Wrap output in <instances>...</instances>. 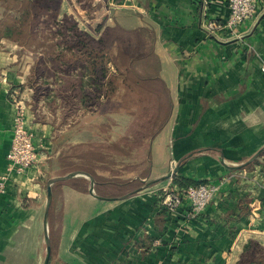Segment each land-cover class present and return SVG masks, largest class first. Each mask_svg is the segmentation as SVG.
Listing matches in <instances>:
<instances>
[{"label": "crops", "instance_id": "crops-1", "mask_svg": "<svg viewBox=\"0 0 264 264\" xmlns=\"http://www.w3.org/2000/svg\"><path fill=\"white\" fill-rule=\"evenodd\" d=\"M257 1V17L215 36L205 22L225 20L227 0H95L103 4L102 13L96 11L105 21L99 34L118 26L134 39L137 70L157 84L126 91L119 109L78 105L55 114V123L23 107L39 164L9 174L0 193V264H43L47 182L76 170L90 173L95 194L104 198L90 192L85 174L53 184L49 264H236L249 240L264 246V0ZM81 5L60 0V17L81 15ZM97 16L87 14L86 21ZM5 38L0 176H8L19 114L13 91L32 68H20L21 48ZM179 163L170 181L180 176L222 184L198 216L186 201L166 212L148 190L100 194L99 188L127 186L138 177L153 189Z\"/></svg>", "mask_w": 264, "mask_h": 264}, {"label": "trees", "instance_id": "trees-1", "mask_svg": "<svg viewBox=\"0 0 264 264\" xmlns=\"http://www.w3.org/2000/svg\"><path fill=\"white\" fill-rule=\"evenodd\" d=\"M82 1L87 7L91 6L93 2V0ZM42 10H44V13H48V10H50L49 15L55 17V23L58 24L60 28V30L56 32L58 37L64 39L65 32L63 28L71 26L72 31L70 32H72L73 35L72 39L75 40L76 38V41L72 43L71 47L69 46L66 49L61 41V46L59 48L57 47L56 50L52 49L53 52L55 51L53 54L48 49L49 47H45V51H48L51 55L50 59L55 68V70H50L56 76L55 80L57 81V87L59 89L58 94L65 99H68L69 95H71L72 98L76 97L73 108H77L78 105H94L96 107L97 87L102 89V92L98 93V97L100 96L101 99L110 98L111 93L119 86L118 76L122 77L123 81H126V77H131V82L133 83L131 86H134L133 88L144 83L155 84L156 82L154 80H158L152 76L145 77L137 70L135 63L136 53H134L136 43L134 39L123 37L124 32L121 28L118 26L106 27L103 29L102 34L98 38H95L89 32L80 30L73 16L65 14L60 19L58 18L60 0H0V36L10 38V35H12L17 38L18 36L16 33H19L22 27L31 24V22L34 21L35 15H42ZM44 15L48 16V14ZM9 18L13 19L14 22L11 23ZM46 19L47 18H45V20ZM5 21H7L8 24L7 29L1 25L5 23ZM13 23L20 24L19 28L17 29V26H14ZM28 33L32 34L31 31ZM25 38H27V36H25ZM24 44L25 43H22V45ZM27 44H29V40ZM69 49H71L70 51H72L71 54L73 55L72 57H75L74 59H77L78 62L84 59L85 63L81 61L82 64L78 65V67L75 61H73L74 59L71 60V63H67L68 61L64 63L65 59L63 56H65ZM57 50H59V52H57ZM40 56H43V54ZM57 56L61 58H57ZM43 59L45 63H47L45 55ZM58 59L59 66L56 64L58 63L56 62ZM70 66L73 67L72 71H76L75 74L70 72ZM38 67H40L41 72L44 71L40 64H38L34 68L35 72H38ZM110 68L112 70H110ZM206 181H198L180 176H175L174 178V184L181 189L190 185H198ZM236 264H264V246L255 240H249L244 245L243 251Z\"/></svg>", "mask_w": 264, "mask_h": 264}, {"label": "rangeland", "instance_id": "rangeland-1", "mask_svg": "<svg viewBox=\"0 0 264 264\" xmlns=\"http://www.w3.org/2000/svg\"><path fill=\"white\" fill-rule=\"evenodd\" d=\"M79 3H81L83 8H79L81 10V15L79 11H75L74 13H70L71 16L75 18L77 21V26L80 30H85L86 32L88 30L90 31H95V38H98L100 36L99 32L100 29L104 27L105 21H103L102 16L100 15L99 12L96 11H101L103 9V4L98 5L95 3V0H93L91 6L87 7V5L84 4L82 0H77ZM102 3V2H101ZM93 5V6H92ZM97 6V7H96ZM50 10H48V13H44V10H42V15L37 16L35 15L34 21L31 22V24H28L24 27H22V30H20L19 33L17 34V38L10 35V38H5L8 39L10 42L13 43V45H17V48H21V52L17 53V63L20 62V68L21 69H27L28 65L31 64L32 68L29 70L28 77L26 80V83L20 88V87H15L17 93H16V99H20L22 101V105L24 108H29L30 110L33 111L34 114L40 115L44 120L47 121H52L55 123L57 121L55 114H67L64 110H70L73 108V103L76 97H71L69 95L68 99L62 98L59 96V89L57 87V81L55 74L51 72L50 69H54L53 67V62L50 59V53L48 51H45V47H49L48 49L52 52V54L55 52L52 51V49L56 50V48L60 47L61 41L63 42L64 48L66 49L67 47H71L72 43L75 40L72 39V29L71 26L69 27H64L63 31L64 33V39L60 38L57 36L56 32L60 30L58 27L59 25L55 23V17L52 15H49ZM58 18L60 19V12ZM91 13L97 16V21L96 22H91V21H86L87 14ZM102 13V11H101ZM48 14V16L44 15ZM66 14V12H65ZM84 15V16H83ZM95 16V15H94ZM92 17V16H90ZM45 18H47L45 20ZM9 21L12 23L14 22L13 19L9 18ZM5 29H7L8 24L7 21L5 23L1 24ZM14 26H17V29L19 28L18 23H13ZM22 31V32H21ZM32 32V34H29L28 32ZM29 34V35H28ZM27 36V38H25ZM2 38V36H0ZM29 40V44H27V41ZM25 43L22 45V43ZM75 44V43H74ZM26 45V46H25ZM75 46V45H74ZM69 49L65 56H63L64 63L68 61L67 63H71V60L74 59L75 57H72L73 55L71 54L72 51ZM59 52V50H57ZM43 56H40L41 54ZM24 55V56H23ZM45 55V59L47 58V63H45L43 57ZM42 57V58H40ZM57 58H61L60 56H57ZM77 67L78 65H81L82 62L85 63L84 59H81L79 62L77 59H74ZM82 61V62H81ZM59 66V59L56 61ZM66 63V64H67ZM40 64L41 68L44 70L41 72L40 67L38 72L34 71V68L36 65ZM74 64V63H73ZM25 65V66H24ZM55 65V64H54ZM61 66V65H60ZM48 70V71H47ZM70 72H73L74 74L76 71H72L73 67H69ZM87 70V69H85ZM110 70H112L110 68ZM47 71V72H46ZM42 74H41V73ZM31 80V81H30ZM132 78L131 77H126V81L122 79V77L118 76V87L114 89V91L111 93L110 98L106 99L103 98L101 99L100 96L98 97V93L102 92V89L96 88V108L97 111L102 110V109H109L110 107L112 109H119V105L121 102V97L126 94V91L128 94H133L130 93V91H133L132 89L134 86H131L133 83L131 82ZM59 84V83H58ZM103 95V94H102ZM105 100H107L105 102ZM98 113V112H97ZM67 119H60L58 120L59 122H65ZM99 122V121H97ZM98 146V145H97ZM99 152V151H97ZM112 169V168H111ZM139 170L142 171L146 175L147 173V167H141L138 168ZM115 173L119 171V169H113ZM128 171H134L135 168L133 167H128ZM138 171V170H137ZM131 173V172H128ZM143 175V177L145 176ZM172 176H168L170 179H165V183L159 186H156L153 189H150L152 186L149 185L150 183H147L146 181H142L141 177H138L137 179H132L131 183L129 182L127 186H122V187H102L99 188L101 191L100 194L103 196H112L116 194H123L126 190H132L135 191L136 188L141 189V190H148L152 194H155L156 196H161L159 200L161 201V198L164 194L163 197L169 195L171 192H173L176 184H174V181H170ZM131 180V179H130ZM178 187V186H177ZM98 190V191H99ZM96 191H94L95 193ZM97 193V192H96ZM159 201V202H160Z\"/></svg>", "mask_w": 264, "mask_h": 264}, {"label": "built area", "instance_id": "built-area-1", "mask_svg": "<svg viewBox=\"0 0 264 264\" xmlns=\"http://www.w3.org/2000/svg\"><path fill=\"white\" fill-rule=\"evenodd\" d=\"M229 7L228 17L221 21L209 19L205 27L212 34L217 36L223 30L234 31L244 20L257 17V0H227ZM17 91H13L16 98ZM19 101V114L13 126V133L10 148L7 153L8 176H0V193L6 191L7 179L12 173H24L27 169L39 164V148L34 142L32 133L26 127L23 117V105ZM10 174V175H9ZM222 184L213 179L202 182L198 185H190L184 189L177 186L169 195L162 196L160 207L166 212H176L185 202L194 216H198L220 193ZM161 197V196H160Z\"/></svg>", "mask_w": 264, "mask_h": 264}, {"label": "water", "instance_id": "water-1", "mask_svg": "<svg viewBox=\"0 0 264 264\" xmlns=\"http://www.w3.org/2000/svg\"><path fill=\"white\" fill-rule=\"evenodd\" d=\"M260 153L261 152H259L255 157H257ZM180 166H181L180 163L177 164L176 167L174 169H172V171L169 173V176L174 175L180 169ZM75 174H85L86 176H88L91 180V183H92V186L90 187V192L94 196H96L97 198H101V199L104 198V197L94 193L93 184L95 182V179L90 173L83 171V170H76L70 174L52 177L48 180V182H47V205H46L45 217H44L46 256H45L43 264H49L50 263L51 254H52L51 243H50V238H49V234H48V217H49V213H50V209H51V205H52V201H53V184L58 182V181L67 179V178H69Z\"/></svg>", "mask_w": 264, "mask_h": 264}]
</instances>
